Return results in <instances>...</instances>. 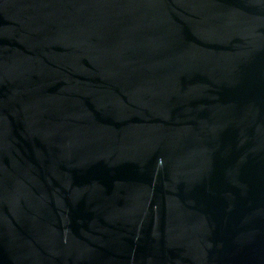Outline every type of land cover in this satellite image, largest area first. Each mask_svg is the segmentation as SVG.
I'll return each instance as SVG.
<instances>
[{
    "label": "water",
    "instance_id": "1",
    "mask_svg": "<svg viewBox=\"0 0 264 264\" xmlns=\"http://www.w3.org/2000/svg\"><path fill=\"white\" fill-rule=\"evenodd\" d=\"M0 264H264V0H0Z\"/></svg>",
    "mask_w": 264,
    "mask_h": 264
}]
</instances>
